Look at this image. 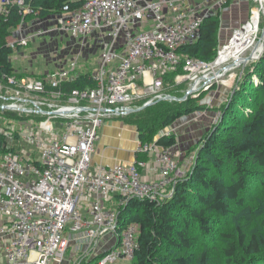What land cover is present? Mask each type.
Segmentation results:
<instances>
[{
	"label": "built area",
	"instance_id": "1",
	"mask_svg": "<svg viewBox=\"0 0 264 264\" xmlns=\"http://www.w3.org/2000/svg\"><path fill=\"white\" fill-rule=\"evenodd\" d=\"M228 1L68 0L48 16L33 0L0 1V19L14 8L22 17L7 37L8 48L17 54L41 39L46 44L39 54L56 64L46 73H3L0 80L3 264L134 259L141 225L123 223L121 214L133 200L161 205L170 199L181 180L179 161L173 147L140 141L135 152L148 161L94 164L100 130L141 107L177 98L171 90L185 85L186 99L223 81L236 66L220 62L226 45L209 61L181 49L197 41L205 19ZM83 76L93 84L69 87ZM19 142L32 151L17 149ZM142 169L158 177L147 180Z\"/></svg>",
	"mask_w": 264,
	"mask_h": 264
},
{
	"label": "rangeland",
	"instance_id": "2",
	"mask_svg": "<svg viewBox=\"0 0 264 264\" xmlns=\"http://www.w3.org/2000/svg\"><path fill=\"white\" fill-rule=\"evenodd\" d=\"M256 8L262 9L259 0H230L221 10L215 12L217 16L215 18L218 19L220 24L217 35L219 40L217 50L230 43L237 31L245 32V27L249 25L248 23L254 24L252 19ZM31 21L30 18L27 19V25H31ZM259 23L261 24L256 33V43H260V37L263 34V13ZM68 40V38L59 40L61 50L67 45ZM46 41L49 44L51 41L50 37L46 38ZM45 44L46 42H42V45ZM254 48H243L244 51L241 55L244 58L253 55ZM92 60L94 62L97 59L93 57ZM34 61L36 64L42 63L40 58H36ZM91 63L84 62L83 67L86 65L91 67ZM233 63V59L227 62V64L231 65ZM2 75L1 72L0 80ZM173 79L169 81L172 83ZM186 91L187 89L184 85V89H177L173 95L177 98H182ZM232 100L233 103H231ZM163 101L168 100H162L154 104H162ZM260 103H264V48L258 57L255 56L253 60H247V62L241 63L240 66H234V69L225 75L223 81L214 85L209 92H204L194 97L189 96L184 100H170L169 104L171 106L164 110L172 108L170 110L173 113L181 111L182 115L174 120L172 124L160 130L159 136L168 139L173 136L177 138V144L174 145V149H176L175 155L179 161L178 169H181L179 180L190 178L193 173H196L197 167L205 168L208 170L209 176L218 177L224 183L235 180L232 163H229L226 156L222 155L225 152L222 150L224 144L221 139L224 138V134L228 130L236 131L246 122L252 121ZM163 106L155 109H162ZM147 114L148 110L145 112L135 111L124 120L130 126H135L139 136L141 129L146 130L152 126V120L148 118L149 114ZM32 123L39 126V119H33ZM164 132H167L168 135H163ZM241 140H243V137L239 139V141ZM208 147L210 149L215 147L217 149L215 150L216 154H207L206 149ZM218 157H223L225 162L223 164L218 163ZM148 160L149 158L147 157L146 161ZM260 185L258 184V186ZM262 185L257 190L244 192L240 197L244 201L241 206L237 202H230L229 213L218 214V218H216L218 222L213 224L212 232L214 235L207 238L198 236L195 244L196 249L192 252L196 258L198 257L199 259L202 253L207 252V264H264V184ZM167 192H170L169 189L166 190ZM186 196L188 204L193 207L206 206L194 198L192 191ZM208 208V215H217V212ZM238 227H242L246 235L244 245L239 243L240 231H238ZM198 229L197 226L195 232ZM223 234H227L230 237L225 238ZM253 237H256L260 241V246H262L260 256L252 255L245 249V246ZM230 242L233 243L234 253L229 255L227 249ZM177 254L175 251L171 253L172 256ZM86 262L87 260L84 257L79 260V264H86ZM116 264L133 263L132 261L118 260ZM192 264H199V262Z\"/></svg>",
	"mask_w": 264,
	"mask_h": 264
},
{
	"label": "trees",
	"instance_id": "3",
	"mask_svg": "<svg viewBox=\"0 0 264 264\" xmlns=\"http://www.w3.org/2000/svg\"><path fill=\"white\" fill-rule=\"evenodd\" d=\"M68 0H33L32 5L37 9L41 8L43 16L59 13L64 3ZM216 15L209 16L203 22L200 35L195 43L184 46L181 52L190 56L198 57L203 60L215 59L217 47L219 45L218 30L219 21ZM22 17L17 8L11 12L8 20L0 19V67L5 74L13 73L10 56L12 50L6 45L7 37L10 36L13 28L19 24ZM171 75L169 80L173 79ZM93 83L86 76L81 77L70 88H80ZM68 87V89H69ZM176 91H172V94ZM239 100L236 102L238 104ZM233 103V100L231 101ZM147 106L149 119L152 120L150 128L141 129L139 138L142 143L153 142L160 130L172 124L174 120L182 115L181 111L173 113L169 101ZM162 109H159L160 106ZM159 107L158 109H155ZM235 107V106H234ZM175 110V109H173ZM133 114V113H132ZM147 114V115H148ZM249 117V116H247ZM233 129V128H231ZM238 137V138H237ZM243 137V140L239 139ZM223 156L229 163H232L233 175L235 180L229 183L222 182L218 177L209 176L208 170L198 168L196 173L188 179H182L176 184L175 192L165 203L158 205L155 202L133 200L121 214L122 222L127 223L137 220L140 223L139 247L135 253L133 264H207V252L196 258L193 251L196 249L198 236L211 237L213 234V224L218 218V214H228L230 202H237L241 206L244 201L240 199L246 191L257 190L264 184V103H260L258 111L253 116V120L246 122L236 131L228 130L221 139ZM4 144V139L0 138V147ZM159 146L171 147L177 144V138L171 137L158 139ZM6 149H0L5 151ZM215 147L206 149L207 154H216ZM218 163L223 164V157H218ZM195 174V175H194ZM194 182L193 184H190ZM258 184H261L258 186ZM191 188V189H190ZM194 193V198L205 207H193L187 202L189 192ZM209 207V208H208ZM207 208L217 212V215L207 214ZM218 220V219H217ZM198 226V233L195 232ZM240 231L239 243L244 245L246 235L242 227ZM225 238L230 237L223 234ZM245 249L258 255L261 253L262 246L260 241L253 237L245 246ZM178 253L172 256L171 253ZM227 253L233 254V243L228 244ZM169 255H171L169 257ZM260 258V257H258ZM90 262L87 261L86 264Z\"/></svg>",
	"mask_w": 264,
	"mask_h": 264
},
{
	"label": "crops",
	"instance_id": "4",
	"mask_svg": "<svg viewBox=\"0 0 264 264\" xmlns=\"http://www.w3.org/2000/svg\"><path fill=\"white\" fill-rule=\"evenodd\" d=\"M42 42L44 41H42L41 39H37L29 47L21 48L17 54H14L12 52V55L9 59L12 62L14 72H18L21 75H36L40 72L46 73L49 69H52L56 66L53 61L39 54L41 53L42 48L45 47L42 46ZM36 58H40L42 63L36 64V62L34 61ZM127 118L108 121L101 128L99 140L95 144V152L93 158L94 164L114 166L119 162L132 163V161L137 158L145 160H147V157L151 158L146 154H136L135 151L141 140L138 136V131L135 126H130L127 122H125L124 119ZM158 139H162V137L159 136V133L156 135L154 141H158ZM162 147L165 146H161L160 148ZM171 147H173L172 151L175 152L176 149H174V146ZM21 148L27 151H32V148L27 144L19 142L17 149ZM142 174L143 177L147 180L158 177L156 173H149L144 169H142ZM3 263L4 256L0 252V264Z\"/></svg>",
	"mask_w": 264,
	"mask_h": 264
},
{
	"label": "bare ground",
	"instance_id": "5",
	"mask_svg": "<svg viewBox=\"0 0 264 264\" xmlns=\"http://www.w3.org/2000/svg\"><path fill=\"white\" fill-rule=\"evenodd\" d=\"M261 2V7L262 9H255L253 12L254 18L253 20V25L251 23H248L249 25L245 27V32L243 31H237L235 33V36L231 39V42L228 43L224 50L222 51L221 54V59L220 62H223L225 60H234V64L236 66H240L241 63H243L245 58L241 55L242 52L244 51L243 48H248V47H256L254 48L253 52V58L255 56H259V53L263 50L264 48V37H260V43L255 42V37L257 30L259 29V19L261 18L262 13L264 14V2L263 0H259ZM256 43V44H255ZM240 51V52H239ZM170 101V100H169Z\"/></svg>",
	"mask_w": 264,
	"mask_h": 264
},
{
	"label": "water",
	"instance_id": "6",
	"mask_svg": "<svg viewBox=\"0 0 264 264\" xmlns=\"http://www.w3.org/2000/svg\"><path fill=\"white\" fill-rule=\"evenodd\" d=\"M263 2H264V0H263ZM262 36L264 37V29H263V34H262ZM254 58H253V55H251V56H249V57H247V58H245L244 60V62H247V60H253ZM168 99H170V100H184L185 99V97H182V98H175L174 96H168L167 97ZM147 106H144V107H141V108H139V109H137V110H143V109H145Z\"/></svg>",
	"mask_w": 264,
	"mask_h": 264
}]
</instances>
